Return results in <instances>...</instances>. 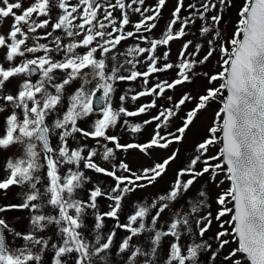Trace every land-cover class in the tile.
Returning a JSON list of instances; mask_svg holds the SVG:
<instances>
[{
  "label": "snow or ice",
  "instance_id": "obj_1",
  "mask_svg": "<svg viewBox=\"0 0 264 264\" xmlns=\"http://www.w3.org/2000/svg\"><path fill=\"white\" fill-rule=\"evenodd\" d=\"M25 2L0 0V27L12 18L8 32L0 34L9 65L0 62V151L16 146L21 153L5 160L0 192L7 196L13 186L24 189L16 194L19 203L0 205V214L28 213L23 232L0 217V264H44L46 256L48 264H264V0H189L187 5L175 0L156 38L145 33L157 27L168 0L148 7L145 0H30L27 7ZM233 10L234 30L226 35L223 20ZM130 13L140 19L133 23ZM129 25L132 30H126ZM49 28L34 40L52 37L50 42L28 45L29 34ZM189 35L196 42L185 39ZM130 39L135 42L120 51ZM176 41L183 43L172 61ZM214 55L219 72L196 71ZM35 72L39 82L24 80L14 93L7 88L12 78ZM200 76L219 84L198 97L187 91L178 99L166 95ZM138 80L141 90L116 96L119 83ZM76 81L79 86L69 92ZM94 97L100 112L90 119ZM145 97L151 99L134 110L126 107ZM214 101L221 108L174 179L154 196L139 195L165 177L198 114ZM153 110L142 122L130 119ZM150 125L152 133L143 142H121L124 136L143 137ZM130 150L160 159L134 170L119 158ZM85 170L95 174V182ZM225 180L228 187L213 199L210 186L219 188ZM101 199L108 202L107 211L101 212ZM125 202L131 212L122 223ZM106 218L113 221L107 233ZM214 222L218 228L207 236ZM118 231L126 233L119 242ZM231 243L236 247L225 251Z\"/></svg>",
  "mask_w": 264,
  "mask_h": 264
},
{
  "label": "trees",
  "instance_id": "obj_2",
  "mask_svg": "<svg viewBox=\"0 0 264 264\" xmlns=\"http://www.w3.org/2000/svg\"><path fill=\"white\" fill-rule=\"evenodd\" d=\"M189 2V0H185V4L187 5V3ZM174 7H175V0H168V2H167V4H166V7L164 8V10H163V12H164V14H163V16H168L169 17V19H170V17H171V12H172V10L174 9ZM186 13H183V11H182V15H185ZM229 17H230V21L227 23V24H224L223 23V28H224V30H225V34L226 35H231V32L233 31V29L231 30V26H230V22H231V20L234 18V17H236V15H235V10H233L232 12H230L229 14ZM169 21V20H168ZM156 22H158V21H156ZM166 25H167V23H166ZM177 27H179V25H177ZM41 30H47V29H41ZM185 39H191V40H193L194 42H196V36L195 35H189V36H187V37H185ZM206 48H207V46L205 45V51H206ZM203 54H204V52L202 51L201 52V56H203ZM218 59V57L216 56V55H214L212 58H210V60H209V62L207 63V65H205L204 67H203V71H207V72H209V73H215V72H219L221 69L219 68V66L216 64V60ZM196 71H201V69H199V67L196 69ZM197 78V77H196ZM188 85L189 84H187V85H185V86H183L184 87V89L185 90H187L188 89ZM218 104V110L221 108V104H219V103H217ZM188 105H190V104H188ZM187 105V106H188ZM180 148H182L183 149V152H182V157H183V160L182 161H184V159L185 158H187L188 156H190L191 155V149L188 147V146H186V147H181V146H179ZM215 148V150L214 149H212V151L209 153V155H212V154H215L216 153V151H217V149H218V147H214ZM8 157H6L3 153H2V151H0V179H3V178H5V176H6V173L4 172V170H3V166H4V162H5V160L7 159ZM181 166V165H180ZM180 166H178V164L177 163H174V164H172L171 166H170V169H169V171H168V173L165 175V177L155 186V187H153V188H150V189H148V190H146V191H144V192H142V193H139V195H142V196H144V197H150V196H154L158 191H160V190H162L163 188H166L167 187V185H168V183L170 182V181H172L173 179H174V173H175V171L180 167ZM224 179V176H222L221 178H220V180H223ZM218 181V180H217ZM199 184V183H198ZM198 184L197 185H195V187L194 188H196L197 186H198ZM228 182L225 180V183L223 184V186H222V189L223 188H227L228 187ZM199 186H200V184H199ZM218 190L217 189V187L215 186V185H211L210 186V195H211V197L214 199L216 196H217V194H218V192H216V190ZM194 190V189H193ZM2 192H0V194H1ZM1 196V195H0ZM5 197V196H4ZM133 199H135V198H133ZM99 205H100V210H101V212H103V211H107V202H101V203H99ZM216 209H217V205L215 204V203H213L212 204V207H211V211L213 212V215H215V212H216ZM131 212V208L128 206V208H126V210H125V213H124V215L126 216L127 214H129ZM228 217H225V219H227ZM108 221V222H107ZM108 223V224H107ZM105 224H106V227L107 226H109V220L106 218V220H105ZM227 227V226H226ZM217 228H218V224L217 223H215L214 222V225H213V228L211 229V231H210V233H208V234H206L207 236H210L211 235V233H213V231H216L217 230ZM105 229V228H104ZM103 229V230H104ZM139 239L140 238H136V243H139ZM214 247H215V245H214ZM165 248H167V244L165 243Z\"/></svg>",
  "mask_w": 264,
  "mask_h": 264
},
{
  "label": "rangeland",
  "instance_id": "obj_3",
  "mask_svg": "<svg viewBox=\"0 0 264 264\" xmlns=\"http://www.w3.org/2000/svg\"><path fill=\"white\" fill-rule=\"evenodd\" d=\"M227 21H229V19H227ZM204 87H207V85H205ZM200 92H203V90L202 91H200ZM195 93H197V92H195ZM100 112V111H99ZM205 115V114H204ZM203 115V116H204ZM202 118L203 117H200V119H198V121L194 124V126L192 127V129H191V131H190V134H188V136H187V139L186 140H188L190 137H193V136H195V129L202 123V122H204V124L206 123L205 121H202ZM207 126H208V124L206 125L205 124V130L201 133V134H199L198 136H196V138L194 139V143H196V142H198V141H200V140H202L203 138H204V136L206 135V128H207ZM0 127H1V124H0ZM194 145V144H193ZM192 149V148H191ZM221 187V186H220ZM220 187L218 188V189H220ZM196 188H199V184H198V186L196 187ZM196 188H194V190L193 191H195L196 190ZM216 190V189H215ZM221 191V190H220ZM220 191H218V190H216V192H218V194L220 193ZM217 194V195H218ZM10 202H13V201H10ZM215 231H213V233H214ZM212 234V233H211ZM236 247V244L235 243H231L229 246H227L226 248H227V250H230L231 248H235Z\"/></svg>",
  "mask_w": 264,
  "mask_h": 264
}]
</instances>
